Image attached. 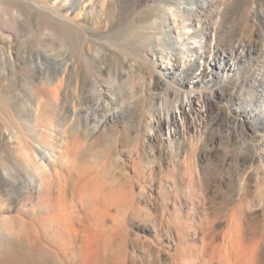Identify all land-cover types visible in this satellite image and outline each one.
Wrapping results in <instances>:
<instances>
[{"label":"bare ground","instance_id":"1","mask_svg":"<svg viewBox=\"0 0 264 264\" xmlns=\"http://www.w3.org/2000/svg\"><path fill=\"white\" fill-rule=\"evenodd\" d=\"M119 1L0 0V52L6 64L0 69V264H146L148 257L163 264L160 247L172 264H178L175 254L182 255L179 264H196L184 261L193 249L222 254L228 264H259L260 244L249 236L246 240L241 223L233 224L223 246L214 245L209 232L199 236L179 224L164 227L159 214L149 226L137 224L144 238L131 231L129 216L136 221L149 217L146 213L148 217H140L134 183L123 170L118 175L110 173L108 180L115 185L99 180L101 170L95 160L100 156L96 153L91 160L95 143L104 134L100 126L116 127L130 106L112 110L104 102L94 108L84 92L92 70L99 73L106 68L102 64L113 60L116 71L110 77L133 82L129 86L142 102L147 127L143 142L165 144L174 154L169 159L174 168L189 160L180 156L189 143L186 135L198 129L191 114L206 117L207 140L215 149L213 141L221 129L227 137L244 136V129L232 131L216 120L221 115L228 123L230 111L215 99L240 100L239 94L255 88L256 74L261 78L255 81L264 86L263 70L257 73L264 60L253 62V53L261 51V55L264 48L252 44L256 30L247 23L243 0H187L189 6L164 0L157 17L142 21L131 18L135 5L124 14L116 8ZM246 2L252 8L254 2L264 6V0ZM85 6L91 10L89 20L78 18ZM160 15L168 18L165 30L159 26ZM103 22L110 28L103 30ZM168 30L173 35L169 32L165 37ZM93 45L100 48L97 57L91 55ZM49 48L55 52L49 53ZM215 59L234 60L238 65L230 69L225 62L219 73ZM197 67L201 73H195ZM147 72L153 77L149 87L144 81ZM208 84L212 87L209 94L204 87ZM252 94L264 106V96ZM84 105L94 108L93 115L100 110L101 118L85 114ZM240 111L248 113L245 108ZM253 120L251 129L261 131L258 151L245 157L257 160L264 170V120ZM165 126H174V131L162 139ZM109 154L106 150L102 156ZM166 182L172 196L162 203L169 204L168 213L175 218L179 211L176 181L172 177ZM160 189L157 196L164 200ZM147 234L152 235L151 241ZM192 239L199 246L188 245Z\"/></svg>","mask_w":264,"mask_h":264},{"label":"rangeland","instance_id":"2","mask_svg":"<svg viewBox=\"0 0 264 264\" xmlns=\"http://www.w3.org/2000/svg\"><path fill=\"white\" fill-rule=\"evenodd\" d=\"M161 1L164 0H120L117 3L116 8H120L125 14L126 11L135 5V11L131 18L136 21H142L145 18L151 20L157 17L155 13L159 10V4ZM232 1L233 0H228V2ZM178 2L181 6L190 5L187 0H178ZM241 2L242 9H245L243 12L245 13L248 25L254 26L256 30V32L251 35L253 39L252 44L258 46L260 50H263L264 6L254 2V8H252V4L246 2V5L244 0ZM244 6L246 7L244 8ZM198 9L200 10V8ZM90 15L91 10L89 7L85 6L81 10L78 18L89 20ZM102 18L106 20L104 16H102ZM165 19L168 20L166 15L162 17L160 15L158 22L159 26L162 27V30L169 27L164 25ZM102 28L103 30L109 29L110 26H108V24L104 25L103 22ZM169 32L173 35V31L168 30L165 31V37L169 36ZM205 42L206 41L203 43ZM48 50L50 51L49 53L55 52V50H50V48ZM99 52L100 48L98 45H93L91 48V55L97 57ZM260 52L261 51H259V55L253 53L254 63L259 60H264V50L261 55ZM146 56L149 59H153V56L148 52ZM242 57L243 56H239L240 59ZM244 57L247 58L248 55L246 54ZM215 60V71L219 73H221L222 66H224L225 62L228 67L230 66V69H232L234 65L235 67L238 65L234 60L230 59L225 62L219 59ZM113 62V60H109V62L106 61L102 64V66L105 65L106 68L99 73L96 69L92 70L89 77L86 78L84 92L89 95V98L94 103V108L97 107L99 109L104 102L108 105L107 107L112 110L130 106L129 110L122 116V119L118 120L116 127H105V124L100 126L104 131L103 137L99 144L97 143L96 145L95 143L96 151H91L93 152L91 153L93 155L91 157L93 162L94 154L97 153V156H100L98 158L95 155V158H98L96 159L97 161L95 160V165L101 170V174L98 176L99 180L115 185L116 182H110V180H108L110 173L118 175L121 173L120 170H123L126 171L125 173L129 175L131 182L134 183H132L134 185L133 193H135L134 196L136 198L135 201L138 204V210H140L139 214L142 213L140 214V217H149L147 222L141 220L136 221L137 218L129 216V220H127V225L129 224L128 228L132 229L131 231H137L139 235L144 238L145 236L139 228L137 229V224L139 223L140 225L149 226L151 225V219L158 217L159 214V221L162 226L165 227L179 224L180 227L188 229L191 234L194 232L199 236L208 235L209 232V237L213 236L211 237L213 244L220 245L222 243L220 246H223L229 241L230 232L234 228L233 226L238 224V226H242L241 229L245 232L243 234H245L246 240L247 236H249L248 238L251 237L250 240L252 242L253 239H256L255 241L260 244V246H258L260 251L262 250L261 253L263 256L261 257L262 259L259 264H264V173H262L264 170L257 165V160L248 161L245 157L247 155L251 156V154L256 155V152L258 151L259 138L257 134L261 131L259 129L254 132L251 129V127L254 126L253 117H258V120L259 118L264 120V106H261L260 102L252 99L254 96L252 93L257 94L259 98L264 96L263 84L259 85V83L255 81V79L261 78L260 74H256L254 79H252L255 88L248 92L244 90L242 94H239L240 98L238 97V99L240 100L236 99L228 101L226 100L228 99L226 96L215 98L219 104H222L230 111L228 123L223 120L221 115H219L216 120H218L219 123L221 121V123L224 122V124H227L232 131L233 129H237L238 131L243 132L244 129L246 134L244 136H239L238 138L232 137L231 134L227 137V131L221 129V131H219V133L221 132L220 135L217 133L218 135H216L213 141L214 146H216L215 149L207 140V129H205L206 126L204 127V124H206V117L203 120L202 117L199 118V116L191 114L190 116L193 117V121H196L198 129L186 135V139L189 143L186 150L183 151L180 156L182 158H189V160L184 162V164L183 162H179L178 167L174 168L171 163H169L170 160L173 159L174 154L167 151L168 147H166L165 144L162 142L156 143L153 140L151 142H143L144 130L147 127L146 121L142 116V102L141 100L136 99L138 93L135 92L133 82L125 81L124 78L118 81L110 77V75H114L116 71V64ZM5 66V57L2 52H0V69L5 68ZM263 68L264 64L260 67V70H258L257 73H260L261 69L264 72ZM194 71L195 73H201L202 69L197 67ZM212 72H214V70ZM233 72H236V69L232 70V73ZM149 75L148 72L144 75V81H146L145 86L147 85V87L153 82V77H150ZM206 75L208 78L212 76L209 69L207 70ZM130 83L133 86H129ZM204 87L208 94L212 92V87L209 86V84ZM256 107L257 109H255ZM94 108H91L90 105L82 106L84 113L89 116L94 114ZM242 108H245L248 113L252 111V114L240 111ZM98 109L96 110V114L93 115L96 117V120L101 118L99 117L100 110ZM200 115L204 116L205 114L201 113ZM178 117L180 118L179 114ZM225 118L226 117H224V119ZM186 121L187 119H184V124H186ZM180 122L181 121L179 120V123ZM258 125H260V123H257L256 126ZM168 131L169 133H173L174 126H169L168 129L167 126H165V128L161 130L162 139L167 136ZM249 144L252 147H250ZM209 147H212V150L206 151ZM106 150H110L109 157L108 155L102 156ZM10 152L13 154L12 150H10ZM169 155L172 156L170 157ZM255 164L257 169L254 167ZM172 177H174V180L176 181L178 198L177 206L179 207V211L175 218L168 213L169 204L166 206L163 204L165 201L167 203V200L172 196L169 195L171 194V191L167 190L169 189V182H166L171 180ZM166 183L167 186H164ZM138 184L142 186L140 187ZM158 184L163 185L162 188L160 185L158 186ZM142 187L144 188V191L141 190L143 189ZM159 189L161 190L160 193L163 194L164 200L159 199L157 196V190ZM114 211V208H112L113 213ZM144 222L147 223L145 224ZM239 223L241 224L239 225ZM200 233L202 235H200ZM147 236L150 237L148 240L151 241L153 238L152 235L147 234L146 237ZM194 240L195 239H192L191 242L189 241L188 245L193 244L199 246V241H196V243ZM159 250L161 263L172 264V258L165 254L164 248L160 247ZM192 252L193 255L184 261L195 262L196 264H228L222 254L212 256V254H202L197 249H193ZM181 256L182 255L175 254L173 257L174 261H177L179 264V258ZM148 259L149 260L146 264H155L152 258L148 257Z\"/></svg>","mask_w":264,"mask_h":264}]
</instances>
